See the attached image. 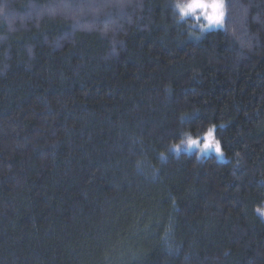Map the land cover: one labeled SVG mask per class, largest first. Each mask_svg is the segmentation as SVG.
Here are the masks:
<instances>
[{"label":"trees","instance_id":"obj_1","mask_svg":"<svg viewBox=\"0 0 264 264\" xmlns=\"http://www.w3.org/2000/svg\"><path fill=\"white\" fill-rule=\"evenodd\" d=\"M108 1L0 0V264H264V0Z\"/></svg>","mask_w":264,"mask_h":264},{"label":"clouds","instance_id":"obj_2","mask_svg":"<svg viewBox=\"0 0 264 264\" xmlns=\"http://www.w3.org/2000/svg\"><path fill=\"white\" fill-rule=\"evenodd\" d=\"M171 9L173 12L174 20L177 24L186 23L190 27L199 28V32L193 33L199 36L201 32L209 27L217 25L214 22L210 23V18L214 17L216 13V6L213 0H172ZM56 7L70 9L74 13H87L91 10L104 7L103 5L92 4H62ZM189 143V142H188ZM195 147V144H189ZM181 145L177 144L171 151L174 154H179ZM207 150L209 148H204ZM257 213H264V209H257Z\"/></svg>","mask_w":264,"mask_h":264},{"label":"rangeland","instance_id":"obj_3","mask_svg":"<svg viewBox=\"0 0 264 264\" xmlns=\"http://www.w3.org/2000/svg\"><path fill=\"white\" fill-rule=\"evenodd\" d=\"M106 0H102V2H105ZM132 1L133 0H109L108 1V8L110 7V8H114L115 7V9L116 8H119V10H124L125 9V7H129V5H131L132 4ZM87 2V3H86ZM123 3V4H125L126 2V6H124V5H121L120 3ZM84 3H86V4H92V3H90L89 2V0H84ZM106 3V2H105ZM64 4H66V3H64ZM103 5V4H102ZM223 13V22H222V24H217V25H215V26H212V27H209L208 29H206V30H204L203 32H201L200 33V35H199V37H201L207 30H209V29H214V28H220V27H223V25H224V4H223V7L222 8H217L216 9V13L217 14H219V13ZM87 13H90V11L89 12H87ZM239 15H240V17H241V19H242V21H243V16H244V10L243 11H239ZM0 18H2V16L0 15ZM241 23L242 22H238V26H240L241 25ZM193 30H197L198 32L200 31L199 30V28H196V27H191ZM238 29L235 31V33H240V29H241V26L240 27H237ZM196 32V31H195ZM240 40H243L242 42H244V40H245V43H248V39H247V37L245 36V35H243L242 34V36L240 37ZM211 131H212V136L209 138L208 137V133H209V130L204 134V135H202V136H200V137H192V136H187L183 141H182V143L180 144L181 145V151L182 152H188V153H195L196 155H198V156H208V155H213V156H215L216 157V159H218V160H221V161H223L224 159H225V156H224V153H223V151H222V148H221V145H220V143L218 142V140L215 138V132H214V129H210ZM196 140V141H198V143L197 144H195V147H192V146H190L189 145V143H188V141L189 140ZM206 142H210L211 143V147L209 148V149H207V150H205V149H203V145H204V143H206ZM219 145L220 146V148H221V153H217V151H216V145ZM261 216L264 218V213H261Z\"/></svg>","mask_w":264,"mask_h":264},{"label":"snow or ice","instance_id":"obj_4","mask_svg":"<svg viewBox=\"0 0 264 264\" xmlns=\"http://www.w3.org/2000/svg\"><path fill=\"white\" fill-rule=\"evenodd\" d=\"M213 3H214V5L216 6V9L217 8H222L223 7V0H213ZM211 22H214V23H216V24H222V22H223V13L221 12V13H219V14H216L214 17H211L210 18V23ZM212 136V131L211 130H209V133H208V137L210 138ZM189 142V144H197L198 143V141H196V140H189L188 141ZM212 145H211V143L210 142H206V143H204V145H203V147L204 148H210ZM216 151H217V153H221V148H220V146L217 144L216 146Z\"/></svg>","mask_w":264,"mask_h":264}]
</instances>
